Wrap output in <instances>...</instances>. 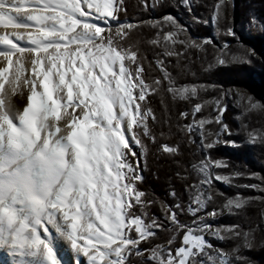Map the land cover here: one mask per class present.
Listing matches in <instances>:
<instances>
[{"label":"snow or ice","instance_id":"obj_1","mask_svg":"<svg viewBox=\"0 0 264 264\" xmlns=\"http://www.w3.org/2000/svg\"><path fill=\"white\" fill-rule=\"evenodd\" d=\"M128 7L0 0V264H258L264 100L218 77L264 64L244 40L264 39V10L238 32L235 0Z\"/></svg>","mask_w":264,"mask_h":264},{"label":"trees","instance_id":"obj_2","mask_svg":"<svg viewBox=\"0 0 264 264\" xmlns=\"http://www.w3.org/2000/svg\"><path fill=\"white\" fill-rule=\"evenodd\" d=\"M128 3V13L130 17H134L138 14L139 10L136 8V0H126ZM264 10V0H235V27L238 32L242 31V25H244L245 21V13L246 11H255L259 13L260 11ZM169 11L175 12V9H169ZM197 13H203L205 10L203 8H197ZM179 18L184 21L187 17L181 13H177ZM192 32L195 34H199L201 36L209 35L214 37L212 26L209 24L208 26H199L193 27ZM245 43L249 47H254L256 52L264 47V39L259 38L257 36L255 39H248L245 35L244 37ZM244 71L240 72H233V71H225L223 72L218 79L233 82V86L238 88L252 96L256 99L264 100V64L259 62L254 63L253 65H243ZM230 103V110L225 114V119L231 122L233 117L236 115L237 110L231 108ZM253 126L259 127V124L255 117L252 119ZM194 148V146H193ZM220 155L221 153H216ZM222 154L225 158L229 159L231 163L238 165L240 167H255L259 168L261 165V160L258 159L259 152L257 150L251 151L247 156H245L241 152H237L233 149H223ZM192 159L191 155L186 152L185 160ZM150 167L152 168L153 172H159L161 177H164L165 172L167 171V164L163 161H154L151 157L149 160ZM157 165H163V167L158 168ZM148 187L154 189L157 194L162 195L166 185L163 183V179L161 181H156L154 178L149 176L148 179ZM218 187L221 188L222 191H229L228 189L224 188L223 185H219ZM177 190L180 191L179 186L177 185ZM250 215L254 216L256 214V209L250 210ZM224 223L228 222H235L233 219L232 221L224 220ZM227 247V245H225ZM253 258L258 261V264H264V251L253 253Z\"/></svg>","mask_w":264,"mask_h":264},{"label":"rangeland","instance_id":"obj_3","mask_svg":"<svg viewBox=\"0 0 264 264\" xmlns=\"http://www.w3.org/2000/svg\"><path fill=\"white\" fill-rule=\"evenodd\" d=\"M258 55L259 54H264V51H262L261 49L258 51V53H257Z\"/></svg>","mask_w":264,"mask_h":264},{"label":"water","instance_id":"obj_4","mask_svg":"<svg viewBox=\"0 0 264 264\" xmlns=\"http://www.w3.org/2000/svg\"><path fill=\"white\" fill-rule=\"evenodd\" d=\"M233 16H234V19H235V10H234ZM261 50L264 51V47Z\"/></svg>","mask_w":264,"mask_h":264}]
</instances>
